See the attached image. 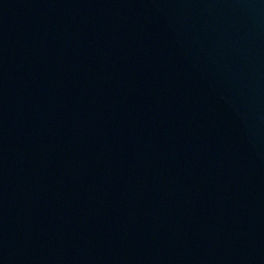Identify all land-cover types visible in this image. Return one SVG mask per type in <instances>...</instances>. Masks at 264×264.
<instances>
[{
	"label": "water",
	"instance_id": "water-1",
	"mask_svg": "<svg viewBox=\"0 0 264 264\" xmlns=\"http://www.w3.org/2000/svg\"><path fill=\"white\" fill-rule=\"evenodd\" d=\"M180 264H264V0H135Z\"/></svg>",
	"mask_w": 264,
	"mask_h": 264
}]
</instances>
